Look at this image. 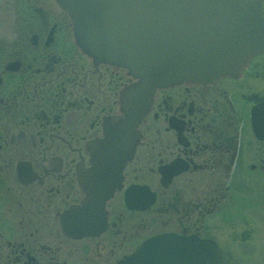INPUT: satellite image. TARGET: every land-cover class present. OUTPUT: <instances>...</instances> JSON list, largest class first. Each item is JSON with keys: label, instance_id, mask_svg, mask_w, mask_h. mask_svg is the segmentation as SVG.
<instances>
[{"label": "flooded vegetation", "instance_id": "obj_1", "mask_svg": "<svg viewBox=\"0 0 264 264\" xmlns=\"http://www.w3.org/2000/svg\"><path fill=\"white\" fill-rule=\"evenodd\" d=\"M136 83L81 50L57 0H0V264H122L170 234L213 241L225 263L259 248L264 52L237 77L158 89L101 232L67 234L94 149Z\"/></svg>", "mask_w": 264, "mask_h": 264}, {"label": "water", "instance_id": "obj_2", "mask_svg": "<svg viewBox=\"0 0 264 264\" xmlns=\"http://www.w3.org/2000/svg\"><path fill=\"white\" fill-rule=\"evenodd\" d=\"M70 16L77 44L96 61L122 67L137 80L123 94L124 119L94 149L87 198L63 225L86 236L101 232L103 208L121 187L138 144L137 127L154 93L181 84L237 77L264 52L260 0H57ZM122 264H225L210 241L166 235L148 240Z\"/></svg>", "mask_w": 264, "mask_h": 264}, {"label": "rangeland", "instance_id": "obj_3", "mask_svg": "<svg viewBox=\"0 0 264 264\" xmlns=\"http://www.w3.org/2000/svg\"><path fill=\"white\" fill-rule=\"evenodd\" d=\"M222 239L224 240L225 238L222 237ZM255 243L259 247L256 251H227L224 255L227 261L226 264H264V237L258 238Z\"/></svg>", "mask_w": 264, "mask_h": 264}]
</instances>
